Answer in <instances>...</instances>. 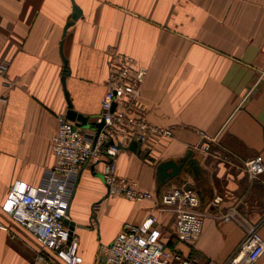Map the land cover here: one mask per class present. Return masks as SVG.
<instances>
[{
    "label": "crops",
    "instance_id": "obj_1",
    "mask_svg": "<svg viewBox=\"0 0 264 264\" xmlns=\"http://www.w3.org/2000/svg\"><path fill=\"white\" fill-rule=\"evenodd\" d=\"M73 1L81 18L63 37L70 0H0V62L6 64L0 74V206L10 187H37L54 163L56 116L67 111L61 54L73 109L92 121L106 91L105 50L113 47L147 69L137 114L172 133L151 137L138 154L120 150L116 175L157 198L178 187L156 192L157 165L193 151L201 172L186 178L198 193L203 225L197 238L180 241L174 208L108 196L87 165L67 211L83 226L73 231L80 264H95L100 244L110 243L123 224L148 217L168 247L205 264H223L246 224L264 240V172L250 179L244 169L247 159L264 160V0ZM200 133L214 139L207 152ZM215 197L221 201L213 207ZM232 209L233 218L221 219ZM0 223L7 228L0 229V264H31L30 234L1 209ZM252 264H264V253Z\"/></svg>",
    "mask_w": 264,
    "mask_h": 264
},
{
    "label": "built area",
    "instance_id": "obj_2",
    "mask_svg": "<svg viewBox=\"0 0 264 264\" xmlns=\"http://www.w3.org/2000/svg\"><path fill=\"white\" fill-rule=\"evenodd\" d=\"M108 77L106 91L100 102V112L92 119L96 130L76 127L65 114L56 116V131L51 138L50 149L54 157L52 167L46 169L37 187L26 184L13 185L8 190L1 211L26 230L34 243L31 264H80L75 236L63 223L78 172L84 166L104 164L101 175L107 187V195L130 201L155 200L163 208H174L175 235L180 241L199 236L203 215L199 210V198L194 190L174 187L163 191L157 198L150 191H143L116 175L115 160L120 152L118 144L127 146L131 141L143 150L153 136L170 138L171 129L153 126L140 118L141 85L147 74L144 66L138 65L128 55L114 49L105 52ZM6 64L0 62V74ZM204 140L201 151L207 152L210 142ZM244 169L250 179L264 172L261 155L247 159ZM221 198L215 197L211 205L216 207ZM235 216L232 210L221 213V219L229 221ZM246 223V222H245ZM0 229L7 230L0 223ZM264 253V240L257 234L254 225L246 224L243 238L223 264H252ZM95 264H205L198 255L187 256L163 241L155 226V219L146 218L139 224L125 223L114 239L100 244Z\"/></svg>",
    "mask_w": 264,
    "mask_h": 264
},
{
    "label": "water",
    "instance_id": "obj_3",
    "mask_svg": "<svg viewBox=\"0 0 264 264\" xmlns=\"http://www.w3.org/2000/svg\"><path fill=\"white\" fill-rule=\"evenodd\" d=\"M71 1L72 5V14L70 21L66 23L64 29H63V37L65 35L66 30L74 25L76 21H78L81 18V10L80 8L74 3L73 0ZM62 62H63V70L62 75L60 79L61 87L63 90V94L65 97V101L67 104V111H66V118L75 124L76 127H80L83 129H93L96 130V136L94 140L97 139V135L99 134V131L102 127L101 124H96L95 126H92V123L90 121L89 117L83 116L82 114L77 113L74 111L71 100L69 98V94L66 90V77L69 75V68L68 63L64 56L61 54ZM118 149L122 151H130L132 153L138 154L140 149L138 147V143L136 141H131L127 146H123L121 144H118ZM86 166L82 167L80 171L78 172V175L76 177L73 190L71 192L70 200L68 203L67 211L70 205V202L73 198V195L75 193L76 187L78 185L80 175L82 170ZM90 169L92 171L93 176L98 177L102 182L103 176L100 173H97L94 171V166H90ZM170 170V172H169ZM201 170L198 166V161L194 158V152L191 150H188L187 153L177 159V160H165L160 162L155 170V180H156V192L159 193L162 188L168 185H175V186H181L186 190H192V187L187 183L186 177H196L200 174ZM107 188V187H106ZM198 196V193H196ZM199 198V197H198ZM200 208V206H199ZM213 209V207H211ZM63 223L66 227L69 229V235H71L75 228H82L81 225H76L74 222L69 220L68 218L63 219Z\"/></svg>",
    "mask_w": 264,
    "mask_h": 264
},
{
    "label": "rangeland",
    "instance_id": "obj_4",
    "mask_svg": "<svg viewBox=\"0 0 264 264\" xmlns=\"http://www.w3.org/2000/svg\"><path fill=\"white\" fill-rule=\"evenodd\" d=\"M110 1H111V0H110ZM109 49H112V50H113L114 48H113V47H112V48H107V49L105 50V52L108 51ZM114 50L117 51V49H114ZM105 56H106V55H105ZM106 60H107V59H106ZM142 84H143V83H142ZM91 122H92V121H91Z\"/></svg>",
    "mask_w": 264,
    "mask_h": 264
}]
</instances>
